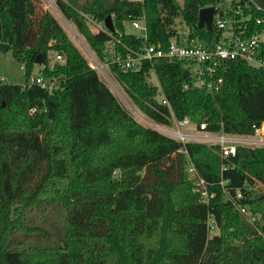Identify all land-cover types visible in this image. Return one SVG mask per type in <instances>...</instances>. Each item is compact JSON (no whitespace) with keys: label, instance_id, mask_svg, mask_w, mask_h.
I'll use <instances>...</instances> for the list:
<instances>
[{"label":"trees","instance_id":"16d2710c","mask_svg":"<svg viewBox=\"0 0 264 264\" xmlns=\"http://www.w3.org/2000/svg\"><path fill=\"white\" fill-rule=\"evenodd\" d=\"M221 4L55 0L101 62L109 44L122 51L182 42L180 23L188 42L213 45L220 32L198 28V11L218 12ZM236 4L250 16V36L260 29L253 21L264 19V0ZM141 19L145 39L125 29ZM0 43L25 78L24 85L0 82V264H264V195L254 189L264 186V147L238 146L221 157L218 146L183 145L139 124L39 0H0ZM260 51L264 60V42ZM50 53L62 61L51 65ZM185 65L156 59L137 71L113 64L108 75L152 123L170 125V107L210 132L249 136L264 128V68L226 60L219 90L209 93L183 77ZM39 76L54 89L28 85ZM189 163L207 183L208 203L194 191ZM209 221L218 233L210 235Z\"/></svg>","mask_w":264,"mask_h":264},{"label":"built area","instance_id":"2783aa9c","mask_svg":"<svg viewBox=\"0 0 264 264\" xmlns=\"http://www.w3.org/2000/svg\"><path fill=\"white\" fill-rule=\"evenodd\" d=\"M236 2L237 0H222L219 11L216 12L215 10L212 27L215 31L220 32V38L213 45H205L199 41L188 42L185 40L178 42L172 40L165 49L155 46H144L139 49L122 46V51L109 49V54L101 62L83 44L84 57L89 67L103 77L107 76L105 68L108 71L110 65L113 64L125 70L138 71L142 69L145 61L152 62L156 59L185 61L186 69L189 72L188 76L192 77L194 86L203 88L209 93L217 92L222 84L220 72L223 70L224 61L239 58L252 67L264 68V60L261 59L260 51V44L264 42V19L256 18L253 21L254 25H258L260 29L249 36V25L246 22L250 20V16L241 13L239 5H235ZM256 8L259 9L257 6ZM90 22L98 30H103L100 24L92 20ZM129 24L135 31L132 32L133 34L142 39L146 38V29L142 19L129 22ZM76 38L80 40L78 36ZM55 57L56 61H62L61 56L56 55ZM3 81L5 79L1 76L0 82ZM32 84H36L47 91H52L55 86L53 80L43 79L40 76L30 77L28 85ZM161 103L169 107L166 100H162ZM169 110L171 115L170 125H158L146 121L147 125L160 134L183 145L187 142H195L218 146L221 157L234 155L238 146L264 147L263 126L256 128L254 134L249 136L229 134L223 131L215 133L207 131L204 123L197 126L195 124L192 125L188 118L177 119L170 107ZM31 112L33 111L31 110ZM187 175L193 183L194 191L200 195L201 202L208 203V198L212 197V195L207 193V183L197 176L190 163L187 166ZM239 212L247 216L249 222L253 221L254 218L249 216L244 208H239ZM208 226L209 231H211V221L208 222Z\"/></svg>","mask_w":264,"mask_h":264},{"label":"rangeland","instance_id":"374dc122","mask_svg":"<svg viewBox=\"0 0 264 264\" xmlns=\"http://www.w3.org/2000/svg\"><path fill=\"white\" fill-rule=\"evenodd\" d=\"M39 1H40V6H41L42 10L44 12H46L47 14L51 15V18L55 22L56 26L57 25L62 26V28L64 29V31L68 37V39L76 46V48L82 53V55L85 56L84 52L82 51L83 44H85L84 41L79 37L75 28L70 23H68L64 19V17L61 15L60 11L57 9V7L55 5V0H39ZM83 1L84 0H81V2H83ZM125 29H126V32H128V33L135 32L131 28L129 23H125ZM177 30H178L179 40L185 41L186 36H187V32H188V28L184 24L180 23L177 25ZM77 36L80 38V40H78L76 38ZM109 49H112L111 44H109ZM55 60H56L55 55L50 53V64L52 65L53 63H55ZM41 68L42 67L40 65L39 66L37 65L35 68V72L39 71ZM105 72H106L107 76L103 77L100 74L99 75L104 80V82L107 84V86L110 88V90L114 93V95L119 99L121 104L127 110H129V112L133 115V117L135 118V120L139 124L150 128L151 126L147 125V122L150 123V121L147 120L146 118H144L142 115H140L136 111H134L129 106V104L126 102L125 98L123 97L122 93L120 92V90L118 89L116 84L109 77V75H108L109 73H108L106 68H105ZM1 76L4 77L5 82L8 84L24 85V83H25L24 70L22 69V65L19 64L17 61H15V59L12 57V54L10 51H7L5 53H2L0 51V77ZM150 81L152 84H155V85L158 84V81H157L154 73H151ZM159 97L161 98V95ZM142 117H143V119H141ZM191 124L193 125L194 123L191 122ZM254 189H256L257 191H260L264 195V186H262L259 182L255 183ZM211 226H212V224H211ZM216 233H218V230L216 228L212 227V230L210 231V235L216 234Z\"/></svg>","mask_w":264,"mask_h":264},{"label":"water","instance_id":"95a60500","mask_svg":"<svg viewBox=\"0 0 264 264\" xmlns=\"http://www.w3.org/2000/svg\"><path fill=\"white\" fill-rule=\"evenodd\" d=\"M214 13H215V8L212 6L201 8L198 11L197 27L198 28L204 27L208 31H210L211 27H212V20H213ZM104 26L110 33L114 32V26H113L112 18L110 16L106 17V19L104 21ZM7 50H8V45L0 43V51L2 53H5V52H7ZM38 61L39 60H37V62ZM188 75H189L188 70H185L183 77H188ZM116 181L117 180L115 179L114 182H116Z\"/></svg>","mask_w":264,"mask_h":264},{"label":"bare ground","instance_id":"6f19581e","mask_svg":"<svg viewBox=\"0 0 264 264\" xmlns=\"http://www.w3.org/2000/svg\"><path fill=\"white\" fill-rule=\"evenodd\" d=\"M71 27V26H70ZM113 84V83H112ZM142 119V118H141Z\"/></svg>","mask_w":264,"mask_h":264}]
</instances>
